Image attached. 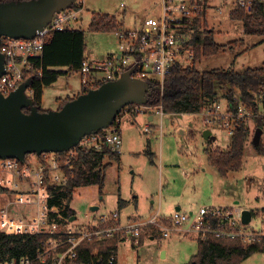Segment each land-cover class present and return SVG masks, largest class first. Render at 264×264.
<instances>
[{
	"label": "rangeland",
	"instance_id": "1",
	"mask_svg": "<svg viewBox=\"0 0 264 264\" xmlns=\"http://www.w3.org/2000/svg\"><path fill=\"white\" fill-rule=\"evenodd\" d=\"M80 2L83 3L80 19L73 21L69 29L84 31L85 57L91 61H106L117 54L120 47L115 31L91 29L94 14L115 17L126 29L139 28L145 19L160 15L159 0ZM239 4L240 0H209L202 28L213 32L215 42L222 49L217 55L196 58L193 66L198 71H242L264 63V37L246 35L243 23L231 18V12ZM84 88L79 72L62 76L45 89L42 109L57 110L64 101L77 97ZM220 97L224 104L225 99L222 95ZM206 109L199 114L166 115L163 120L155 115L152 122L143 113L124 116L120 125V160L109 164L102 193L97 186L82 188L71 202L80 222L91 217L92 206L99 207L95 212L98 217L111 218L105 224L107 228L145 222L158 212L169 216L176 212L177 207L181 208L180 212L188 214L198 212L202 207H213L230 208L241 217L243 211H251L254 214L251 226L261 228L264 222V151L259 154L252 142L255 131L260 128L257 119L263 116L264 105H260L258 114L250 113L246 118L250 137L242 167L225 175L211 163L209 151L226 152L232 136L225 128L213 127L210 130L216 141L211 143L204 139ZM168 119L170 123H167ZM147 125L152 126L149 132L146 131ZM181 130L185 133L182 134ZM261 146L264 150V131ZM148 152L153 155L149 156ZM11 211L18 217L31 218L33 210L30 207H12ZM115 213H119L118 220L113 219ZM172 226L168 217L160 225L144 226L138 248L131 242L119 245L120 264L190 263L198 253V239L180 232L188 230V224L175 229L169 238H164L162 228L173 229ZM241 264H264V253H256Z\"/></svg>",
	"mask_w": 264,
	"mask_h": 264
},
{
	"label": "built area",
	"instance_id": "2",
	"mask_svg": "<svg viewBox=\"0 0 264 264\" xmlns=\"http://www.w3.org/2000/svg\"><path fill=\"white\" fill-rule=\"evenodd\" d=\"M254 0H240L239 6L250 10ZM160 15L149 17L139 28L126 29L124 26L115 32L119 40V51L106 61L84 60L79 73L88 89H95L107 82L120 80L127 72L136 79L158 82L164 85L165 79L177 67L192 68L197 58L194 42L196 24H201L208 9L209 0H159ZM77 3V2H76ZM78 5H83L80 0ZM75 5V4H74ZM72 6L57 12L51 23L38 31L33 39H13L3 37L0 50L5 57V74L0 77V92L9 96L18 90L29 78L42 74L37 61L43 55L49 35L69 29L73 21L79 20L83 8ZM199 30H203L200 28ZM32 97L31 88L26 91ZM216 102L205 107L207 113L204 128L222 127L233 136L240 121L246 120L249 111L236 95L234 102ZM238 103V106H236ZM203 109V110H204ZM225 109V110H224ZM202 110V111H203ZM201 111V112H202ZM200 112V113H201ZM158 115L165 118L161 108L142 105H129L123 109L115 123L97 134L85 136L80 144L63 153H43L27 155L22 163L17 159L0 160V232L6 235H43L47 239L38 249L35 257L20 255L6 258L0 264H72L78 257V249L85 241L102 242L117 237L119 242H131L139 246L142 228L146 225H160L165 220L158 213L145 222L127 225L117 224L105 227L110 221L98 217L91 211L84 222L72 220L61 214L60 208L51 205L52 187H63L69 178L66 169L72 170L78 149L101 151L107 147L121 154L122 139L120 125L124 116L134 114ZM264 116V111L261 112ZM221 122V124H220ZM146 131H151L147 126ZM12 207L32 208L31 218H22L11 211ZM21 213L19 210H15ZM97 212V211H96ZM97 217V218H95ZM113 219L118 220L119 213ZM173 229L162 228L163 237L169 238L175 229L188 224L185 232L197 239L241 240L251 244L264 236V222L257 229L242 223V217L230 208L202 207L198 212L176 211L168 217ZM97 252V251H96ZM113 258L112 261H114Z\"/></svg>",
	"mask_w": 264,
	"mask_h": 264
},
{
	"label": "trees",
	"instance_id": "3",
	"mask_svg": "<svg viewBox=\"0 0 264 264\" xmlns=\"http://www.w3.org/2000/svg\"><path fill=\"white\" fill-rule=\"evenodd\" d=\"M11 1L29 0H0V2ZM74 6L83 8V5ZM231 18L243 23L246 35L264 37L262 0H254L250 10L237 6L231 12ZM122 27L123 24L115 17L102 14H94L91 25L94 31L103 29L116 32ZM200 28H202L201 24H196L198 32L194 42L197 58L201 55L208 57L217 55L222 46L215 42L212 31L199 30ZM85 52L86 38L83 30L66 29L49 35L43 55L37 61L38 66L42 68V74L33 78L31 86L32 98L41 112H45L42 109L45 88L58 82L62 76L78 73L83 61L86 60ZM148 83L153 88L148 106L161 108L165 115L199 114L205 107L219 102L220 95L233 102L235 96L240 95L243 104L254 115L259 113L260 105H264V63L260 67H249L242 71L213 69L200 72L195 67H177L166 77L164 85L152 81ZM89 90L84 88L82 94ZM73 99L64 101L60 108ZM24 111L29 113V109ZM257 123L260 128H264V116H260ZM249 137L250 129L246 120L240 121L231 138L229 150L209 151L211 163L224 175L240 169ZM253 145L255 146L254 143ZM255 148L259 154H263L261 143ZM120 155L107 147L101 151L78 149V156L72 162V170L66 169L68 184L50 189L53 195L51 205L59 207L61 214L66 218L76 216V211L71 207L75 195L80 189L93 186L99 187L102 193L109 164L113 160H120ZM148 155L153 154L148 152ZM106 158L109 159L107 163H105ZM46 239L47 237L43 235H6L0 232V262L20 255L35 257ZM118 242L117 237L102 242L85 241L80 245L78 257L72 264H118ZM256 253H264V236L251 244H244L237 239L214 237L207 240L198 239V253L188 264H241Z\"/></svg>",
	"mask_w": 264,
	"mask_h": 264
},
{
	"label": "water",
	"instance_id": "4",
	"mask_svg": "<svg viewBox=\"0 0 264 264\" xmlns=\"http://www.w3.org/2000/svg\"><path fill=\"white\" fill-rule=\"evenodd\" d=\"M79 0H29L0 2V46L3 37L33 39L45 29L57 12L67 10ZM5 74V57L0 50V77ZM127 72L120 80L100 87L68 101L62 108L41 112L26 91L33 78L4 96L0 92V160L17 159L24 163L27 155L63 153L77 147L88 135L111 127L123 109L129 105L148 106L153 88L145 80L136 79ZM24 109H29V113ZM263 129L255 131L253 143L259 146ZM206 141L216 137L207 129ZM94 206L91 211H98ZM180 211V209H177ZM74 216L72 220H75ZM253 213L242 212V223L249 225Z\"/></svg>",
	"mask_w": 264,
	"mask_h": 264
},
{
	"label": "crops",
	"instance_id": "5",
	"mask_svg": "<svg viewBox=\"0 0 264 264\" xmlns=\"http://www.w3.org/2000/svg\"><path fill=\"white\" fill-rule=\"evenodd\" d=\"M86 60H89V61H91L90 59H88V58H86ZM50 87V86H49ZM46 88H48V87H46ZM45 88V89H46ZM45 91V90H44ZM80 94H82V91L81 92H79V94H78V96L80 95ZM77 96V97H78ZM68 98V97H67ZM71 98V97H70ZM73 98H76V97H73ZM66 99V98H65ZM43 104V103H42ZM60 107H58V109H59ZM166 116V115H165ZM148 118H149V120L152 122V121H154L155 120V117H153V116H148ZM167 121V123H170V120L168 119V120H166ZM147 126H149V125H147ZM151 129H152V126H151ZM181 133L182 134H184L185 133V131L184 130H181ZM92 207H94V206H92ZM177 209H180L181 210V208L180 207H177ZM177 209H176V211H177ZM175 213V212H174ZM174 213H172V214H170L169 216H166V215H161L159 212H158V214L160 215V216H162V217H164V219H165V217H170V216H172ZM150 239H155V238H153V237H151ZM197 239V238H196ZM121 243H123V242H120L119 244H118V251H119V245L121 244ZM139 246H140V244H139ZM139 246H137V248L139 247ZM118 251H117V263L118 264H120V262H119V257H118Z\"/></svg>",
	"mask_w": 264,
	"mask_h": 264
}]
</instances>
